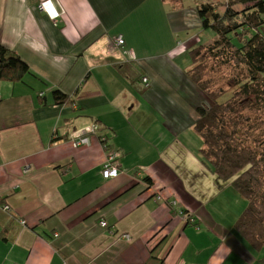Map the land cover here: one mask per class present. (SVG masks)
<instances>
[{"label": "crops", "instance_id": "crops-1", "mask_svg": "<svg viewBox=\"0 0 264 264\" xmlns=\"http://www.w3.org/2000/svg\"><path fill=\"white\" fill-rule=\"evenodd\" d=\"M201 1L0 0V45L30 71L0 81V199L11 210L0 208V264H264L198 195L208 169L189 188L180 176L200 170L202 144L190 149L181 135L209 106L185 73L192 45L177 41L200 27ZM133 64L149 82L143 93ZM54 90L73 103H54ZM95 121L106 148L94 136L74 148L68 137ZM110 153L120 173L105 180ZM157 192L197 228L170 222Z\"/></svg>", "mask_w": 264, "mask_h": 264}, {"label": "trees", "instance_id": "trees-1", "mask_svg": "<svg viewBox=\"0 0 264 264\" xmlns=\"http://www.w3.org/2000/svg\"><path fill=\"white\" fill-rule=\"evenodd\" d=\"M164 1L175 4L181 0ZM196 11L200 28L217 35L212 42L188 52L191 68L185 72L211 102V107L195 110L198 120L193 128L202 140L200 164L210 172L215 189L220 181H230L234 193L246 200L245 209L235 216L233 230L244 248L264 252V0L206 1L198 4ZM129 67L133 83L145 92L146 75L139 73L134 64ZM29 73L15 52L0 45V81L19 82ZM52 96L56 104L68 101L59 90H54ZM93 128L94 133L89 135L106 144L105 128L98 121ZM210 195L215 199L209 201L211 212L221 216L217 195ZM4 203L0 199L1 209ZM159 203L167 206L170 222L183 221L197 228L199 220L175 198L162 196ZM260 261L264 262V256Z\"/></svg>", "mask_w": 264, "mask_h": 264}, {"label": "rangeland", "instance_id": "rangeland-1", "mask_svg": "<svg viewBox=\"0 0 264 264\" xmlns=\"http://www.w3.org/2000/svg\"><path fill=\"white\" fill-rule=\"evenodd\" d=\"M195 1L196 0H181L180 3L179 2H177V3L188 8V7H191ZM206 1H213V3H217V2H222L223 0H202L201 2L203 3ZM177 3H175V4H177ZM237 8H240V7H237ZM221 11H222V9H221ZM161 32L164 33L162 30H160L156 34L161 33ZM216 37H217V35L214 31H212L210 29H201L199 27L198 29L189 30L187 32L179 33V37L177 38V41L178 42L189 41V44L192 45L189 48V49H191V48L196 47L200 44L210 43L214 39H216ZM189 44H188V46H189ZM190 68H191V63H190ZM139 86L141 88H143V84L141 83V81H139ZM205 100H206L207 104L209 103V106H207V107L208 108L211 107V102L207 99V97H205ZM187 136H189V139L187 138ZM181 140H183L184 143L190 149H193V146L195 147V149H197V147L199 148V146L202 144L199 135L196 132H194L193 130L191 131V133L188 132L186 134H182ZM178 162H179V160H175V166L178 164ZM197 165L200 166V170H198V168L191 167L185 173H180L182 180L186 183L187 186L189 184H192V182L199 181L202 176L207 175V177H208L209 173L205 172L202 169L200 162L197 163ZM188 188H189V186H188ZM194 189L196 191V188H194ZM198 192H199L198 195L207 199V201H214L215 200V199H213V196L210 195L211 193H213L214 195H217L219 205H221L219 212H220V214L224 220L223 226L234 223L235 216L238 217L242 213V211L245 209L246 204H247L246 200H244L243 198L238 196L236 193H234V191L231 188L230 181L229 182L220 181L218 190L215 189V186L211 184V181H209V182L206 181V183L203 184V187L201 186L198 189ZM9 212H7V213H9ZM190 228H193V227H190ZM122 237L126 238V236H122Z\"/></svg>", "mask_w": 264, "mask_h": 264}, {"label": "built area", "instance_id": "built-area-1", "mask_svg": "<svg viewBox=\"0 0 264 264\" xmlns=\"http://www.w3.org/2000/svg\"><path fill=\"white\" fill-rule=\"evenodd\" d=\"M45 6V3H42L39 5V8L40 9H43ZM115 44L116 46H122L124 44V41H123V38L122 36H117V38H115ZM143 83L145 86H148V81L146 78H143ZM94 131V128L93 127H89L86 129V132H93ZM84 133L83 132H79L77 133V135H75L73 137V140L71 141L72 142V145L73 147H79V146H83V145H88L89 142H90V139L88 136H85L83 135ZM112 160H113V157L110 156L108 158V161L107 163L104 165L103 167V177L104 178H112V177H115L117 176V171L116 169L114 168L113 164H112ZM3 211L5 212H9L10 211V207L8 205H6L5 203L1 206ZM22 225L25 224L24 221H21L20 222ZM106 223L105 222H100V226L105 228L106 227ZM127 240H129V237H127Z\"/></svg>", "mask_w": 264, "mask_h": 264}, {"label": "bare ground", "instance_id": "bare-ground-1", "mask_svg": "<svg viewBox=\"0 0 264 264\" xmlns=\"http://www.w3.org/2000/svg\"><path fill=\"white\" fill-rule=\"evenodd\" d=\"M223 1H225V0H223ZM145 86V85H144ZM149 87V82H148V86H145V88H148ZM42 95V94H41ZM41 97V96H40ZM68 97V101L67 102H65V103H61V105H63V104H69V103H73L72 102V100H70V97L69 96H67ZM73 105V104H72ZM73 106H75V105H73ZM89 127H93V124L92 125H90ZM89 127H87V128H89ZM87 128H85L83 131H81V130H78V131H75L74 133H72L68 138H69V140H70V143H71V145H72V140H73V137L75 136V135H77V133H79V132H83L84 134L83 135H85V136H88L89 137V139H90V142H91V138L94 136V135H89L90 134V132H86V129ZM91 133H94V131L93 132H91ZM95 137V136H94ZM90 142H89V144H90ZM105 142V141H104ZM88 144V145H89ZM101 144H103V143H101ZM107 144V143H106ZM106 144H103V146H105V148H106ZM88 145H83V146H88ZM73 146V145H72ZM79 147H81V146H79ZM74 148H78V147H74ZM115 155L116 154H114V153H110L108 156H107V158H106V160H105V162H104V164H103V166H102V169H101V175H102V177H103V167H104V165L107 163V161H108V158L110 157V156H112L113 157V160H112V164H113V166H114V168L116 169V171H117V176L119 175V169H118V166H117V164H116V162H115ZM117 176H115V177H112V178H104L105 180H108V179H113V178H116ZM163 199H164V197H163ZM153 200L155 201V202H159V201H161L162 200V195L160 194V195H158L157 193H155L154 194V196H153ZM122 236H127V237H129V240H127V238H124L125 240H127L128 242H130L131 241V237L128 235V234H123ZM121 236V237H122Z\"/></svg>", "mask_w": 264, "mask_h": 264}]
</instances>
